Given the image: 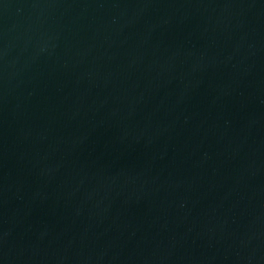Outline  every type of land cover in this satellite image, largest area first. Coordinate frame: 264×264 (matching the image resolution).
Wrapping results in <instances>:
<instances>
[{"label": "water", "instance_id": "obj_1", "mask_svg": "<svg viewBox=\"0 0 264 264\" xmlns=\"http://www.w3.org/2000/svg\"><path fill=\"white\" fill-rule=\"evenodd\" d=\"M0 264H264V0H0Z\"/></svg>", "mask_w": 264, "mask_h": 264}]
</instances>
